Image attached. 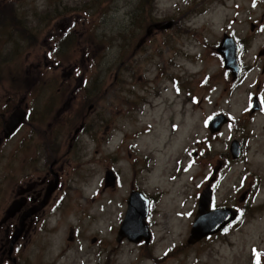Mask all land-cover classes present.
I'll use <instances>...</instances> for the list:
<instances>
[{
	"label": "rangeland",
	"instance_id": "rangeland-1",
	"mask_svg": "<svg viewBox=\"0 0 264 264\" xmlns=\"http://www.w3.org/2000/svg\"><path fill=\"white\" fill-rule=\"evenodd\" d=\"M0 10L11 28L0 32V93L26 97L31 112L0 144V225L21 178L45 176L50 152L58 161L17 264H264V0H0ZM224 35L247 69L234 81L216 52ZM17 105L2 111L0 142ZM219 114L229 122L211 133ZM207 188L210 209L238 217L187 244ZM133 190L153 202L147 245L116 242Z\"/></svg>",
	"mask_w": 264,
	"mask_h": 264
},
{
	"label": "water",
	"instance_id": "water-1",
	"mask_svg": "<svg viewBox=\"0 0 264 264\" xmlns=\"http://www.w3.org/2000/svg\"><path fill=\"white\" fill-rule=\"evenodd\" d=\"M174 23H167L164 26V29H169ZM216 52L222 57V65L224 69L230 71L232 80H236L241 72L242 68L238 61V55L240 52V48L238 43L234 41V39L228 35H224L216 48ZM264 69V68H263ZM260 110V104L258 99L254 97L252 99L250 114H254L255 112ZM24 119V113L19 112V115H13L7 122V125L4 127L5 137L11 135L18 126L22 123ZM228 122V119L222 115H216L212 117L208 122V129L211 133L219 132L222 126H224ZM232 159H238L241 154L240 145L237 141H233L229 148ZM56 177V174H54ZM105 185H111L115 183V176L112 171H108L106 173L104 179ZM58 186V180L55 179L54 184L50 185L49 188L46 189L42 201L32 207L27 212L23 213L18 227L13 232L11 245L18 240L21 233L25 228V220L35 215L39 212L48 202L51 194L55 191ZM28 190V189H26ZM25 190H21L18 195L24 193ZM212 199V190L207 188L204 189L198 197L197 201V212L195 214V218L193 224L191 225L189 236L187 239V244H194L201 239L219 233L224 228L229 226L237 217V211L230 208H223L217 210H210V203ZM23 202L21 200H15L9 208L5 212V216L3 222L13 217L21 207L23 206ZM149 209V200L145 198L139 191L133 190L130 192L129 197L127 199V210L125 216L122 220L120 228L117 232L116 242H121L122 240H127L131 243L138 244L143 242L144 244H148L151 239V233L149 226L146 222L148 216ZM70 239H73V233H70ZM92 243L95 242V239L91 240Z\"/></svg>",
	"mask_w": 264,
	"mask_h": 264
},
{
	"label": "flooded vegetation",
	"instance_id": "flooded-vegetation-1",
	"mask_svg": "<svg viewBox=\"0 0 264 264\" xmlns=\"http://www.w3.org/2000/svg\"><path fill=\"white\" fill-rule=\"evenodd\" d=\"M8 14V12H4L2 10H0V32L5 31V28L7 30L11 29L10 25L7 21L6 15ZM19 36V35H17ZM1 39V36H0ZM1 97H0V126H3V124L6 122V120L8 119V115L2 113L7 111L10 107L13 105L14 103H18L19 107H23V113H24V120L22 121V123L18 126V128L7 138H3L1 143H4L5 141H10L11 139H13L18 133L19 131L26 125L27 123V119L30 118V110H29V104L25 103L26 102V97L25 98H17L16 95H14L13 97L11 96L10 93H8L7 95H5L4 93H0ZM23 99V103L20 104V101ZM18 105L16 108H18ZM11 113V112H10ZM83 131V125L80 126L79 129H77L74 133V135L76 136L78 134L79 131ZM24 142H25V138H22L18 141V153L22 152V154H24L23 158L21 161H18L19 163H21L22 165H25L27 162V147L24 146ZM10 159H13L12 156L10 154H8ZM48 158H45V161H47L48 159H52L53 163L49 168V172L46 173L45 176L41 177V179L39 181H30V178L28 179H24L23 177H26L25 175L21 178L20 183L17 185L18 186V192H17V196L18 198L15 196L13 197V199L11 200V203L8 205V207L6 208V210L9 208V206L15 201V200H21L24 204L21 207V209L19 210V212H17L13 217L9 218L8 220L4 221V223H2L0 225V256L2 258V256H6V258L2 259L1 264H17L16 263V255H20L22 252V249L24 248L25 244H24V240L27 234V224L24 228V231L21 233L20 237L18 238L17 241H15L12 245H11V237H12V233L16 230V228L18 227L21 215L24 213V211L27 208H30L34 205H36V203L38 201H40L43 197L45 188L47 186V184L52 180L51 177L54 176L55 172L53 170V168L55 167V165L58 163L57 159L55 158L54 153H49L47 154ZM18 157V154L16 156V159ZM43 156H40V159ZM31 158V157H29ZM28 158V159H29ZM34 158V157H32ZM31 158V159H32ZM21 164H19V166H21ZM12 165V163L10 164ZM9 177L12 179H15L13 172L10 171L8 173ZM40 178V177H39ZM11 182H13V180H10ZM31 185V187L29 188V190H26L25 188L27 187V185ZM14 185V184H13ZM21 190H25L24 193H22L21 195H18V193ZM25 194V195H24ZM24 196V197H23ZM5 210V212H6ZM4 217V216H3ZM37 218V214L32 216L31 218H29L30 222H33V219ZM4 219V218H3ZM32 219V220H31ZM2 220V218H1ZM0 220V222H1ZM3 234V236H2ZM10 257V260L13 262H10L7 258L8 256ZM14 256V258L12 257Z\"/></svg>",
	"mask_w": 264,
	"mask_h": 264
},
{
	"label": "bare ground",
	"instance_id": "bare-ground-1",
	"mask_svg": "<svg viewBox=\"0 0 264 264\" xmlns=\"http://www.w3.org/2000/svg\"><path fill=\"white\" fill-rule=\"evenodd\" d=\"M211 60L214 61V63H216V61H215L214 59L211 58ZM199 111H200V114L203 113V111L201 110V108H200ZM200 127H201V126H200ZM191 129H192V131H193V133H192L193 136H194L195 134H197L196 132H198V126L195 125V123L192 124ZM201 129L203 130L202 127H201ZM202 130H201V131H202ZM221 140L223 141L224 138H222ZM192 173H193V170H192ZM194 173H196V172L194 171Z\"/></svg>",
	"mask_w": 264,
	"mask_h": 264
},
{
	"label": "trees",
	"instance_id": "trees-1",
	"mask_svg": "<svg viewBox=\"0 0 264 264\" xmlns=\"http://www.w3.org/2000/svg\"><path fill=\"white\" fill-rule=\"evenodd\" d=\"M12 22H13V21H12ZM11 26H12V28H13V25H11ZM246 70H247V69L244 67V72H243V74H245ZM57 89H58V88H56L55 90H57ZM51 95H52V96H54V95L57 96L58 93H57V92H54V93H52ZM235 124H236V125H239V124H240V121H239V120L235 121Z\"/></svg>",
	"mask_w": 264,
	"mask_h": 264
}]
</instances>
